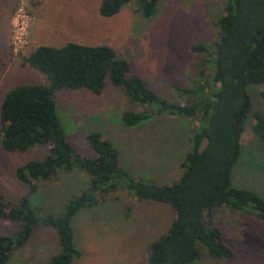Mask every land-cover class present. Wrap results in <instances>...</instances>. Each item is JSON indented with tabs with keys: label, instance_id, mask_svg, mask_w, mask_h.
Segmentation results:
<instances>
[{
	"label": "rangeland",
	"instance_id": "rangeland-1",
	"mask_svg": "<svg viewBox=\"0 0 264 264\" xmlns=\"http://www.w3.org/2000/svg\"><path fill=\"white\" fill-rule=\"evenodd\" d=\"M135 1L103 18L97 13L99 0H0V101L14 86L48 85L43 75L23 62L29 52L38 46L60 47L71 42L109 48L160 99L178 102L175 89H181L195 71L190 48L213 42L214 22L225 0H158L155 14L149 18L134 11ZM19 8L26 17L25 43L13 51L10 37ZM246 92L251 111L264 113V82L247 84ZM54 101L57 120L75 154L93 157L85 135L96 132L118 150L121 169L131 177L168 183L180 174L179 163L194 124L160 114L127 127L122 113L146 108L129 104L108 82L100 95L84 88L60 90L54 93ZM250 121L247 118L244 125L231 181L264 199V146L253 135ZM46 154L44 146L14 153L0 148V194L5 200L15 202L28 191L27 185L15 178V169ZM86 182L87 176L79 169L61 171L52 179L35 183L29 204L37 216L55 217L70 198L85 189ZM170 222L169 206L137 201L119 190L96 206L82 208L71 220L80 256L70 264H147L149 244L165 233ZM204 223L219 229L234 258L229 262L211 260L197 245L198 255L191 264H264V225L259 220L219 207ZM18 228L17 223L0 221V233L10 234ZM57 251L55 232L38 226L9 263L45 264Z\"/></svg>",
	"mask_w": 264,
	"mask_h": 264
},
{
	"label": "trees",
	"instance_id": "trees-1",
	"mask_svg": "<svg viewBox=\"0 0 264 264\" xmlns=\"http://www.w3.org/2000/svg\"><path fill=\"white\" fill-rule=\"evenodd\" d=\"M132 1L99 0L97 13L112 17ZM157 2L136 0L134 11L152 17ZM219 12L213 42L190 48L195 71L185 86L175 89L178 102L160 99L107 47L68 42L60 47L38 46L23 58L48 85H17L5 92L0 101V148L14 153L44 146L47 154L15 169V178L28 187L24 196L11 202L0 194V221L19 225L13 233H0V264H10V257L26 245L38 226L51 228L57 236L58 251L45 264H70L80 256L71 220L82 208L96 206L119 190L137 201L171 209L165 233L149 244L147 264H191L198 255L197 245L211 260L231 261L234 252L219 229L204 223L215 208L250 215L264 225V199L231 181L247 118L264 146V113L251 111L246 92L247 84L264 82V0H225ZM106 82L118 88L129 104L146 108L124 111L121 120L127 127L160 114L194 124L175 180L156 183L131 177L121 169L118 150L96 132L85 135L92 158L72 150L57 120L54 93L84 88L100 95ZM71 168L87 176L85 189L70 198L57 216H37L29 204L35 183Z\"/></svg>",
	"mask_w": 264,
	"mask_h": 264
},
{
	"label": "built area",
	"instance_id": "built-area-1",
	"mask_svg": "<svg viewBox=\"0 0 264 264\" xmlns=\"http://www.w3.org/2000/svg\"><path fill=\"white\" fill-rule=\"evenodd\" d=\"M26 17L22 14L20 8L16 14V23L10 37V44L13 51L20 48L25 43Z\"/></svg>",
	"mask_w": 264,
	"mask_h": 264
}]
</instances>
